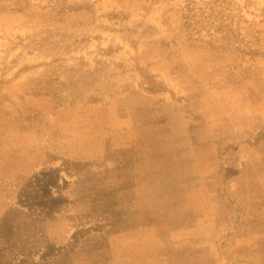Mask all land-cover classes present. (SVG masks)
Returning a JSON list of instances; mask_svg holds the SVG:
<instances>
[{
  "label": "rangeland",
  "instance_id": "1",
  "mask_svg": "<svg viewBox=\"0 0 264 264\" xmlns=\"http://www.w3.org/2000/svg\"><path fill=\"white\" fill-rule=\"evenodd\" d=\"M0 264H264V0H0Z\"/></svg>",
  "mask_w": 264,
  "mask_h": 264
},
{
  "label": "crops",
  "instance_id": "2",
  "mask_svg": "<svg viewBox=\"0 0 264 264\" xmlns=\"http://www.w3.org/2000/svg\"><path fill=\"white\" fill-rule=\"evenodd\" d=\"M139 161H141V160H139ZM146 162H149L147 159H143V163H146ZM128 163H131V165H132V162H128Z\"/></svg>",
  "mask_w": 264,
  "mask_h": 264
}]
</instances>
